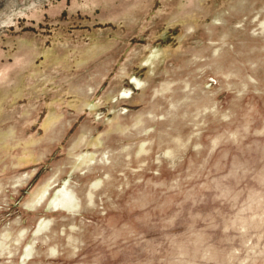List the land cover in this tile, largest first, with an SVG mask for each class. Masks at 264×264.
<instances>
[{"label":"rangeland","instance_id":"rangeland-1","mask_svg":"<svg viewBox=\"0 0 264 264\" xmlns=\"http://www.w3.org/2000/svg\"><path fill=\"white\" fill-rule=\"evenodd\" d=\"M263 218L264 0H0V264H264Z\"/></svg>","mask_w":264,"mask_h":264},{"label":"flooded vegetation","instance_id":"flooded-vegetation-1","mask_svg":"<svg viewBox=\"0 0 264 264\" xmlns=\"http://www.w3.org/2000/svg\"><path fill=\"white\" fill-rule=\"evenodd\" d=\"M50 203L55 208L72 210L78 205L77 196L66 186L60 187L56 194L51 198Z\"/></svg>","mask_w":264,"mask_h":264},{"label":"bare ground","instance_id":"bare-ground-1","mask_svg":"<svg viewBox=\"0 0 264 264\" xmlns=\"http://www.w3.org/2000/svg\"><path fill=\"white\" fill-rule=\"evenodd\" d=\"M262 186V184H261ZM263 194V193H262ZM241 206V205H240ZM242 208V207H241ZM264 219V218H263ZM258 220V219H257ZM243 223V222H242ZM258 225V224H257ZM195 233V232H194ZM181 236V235H180ZM252 237V236H251ZM177 239V238H176ZM248 243V242H247ZM173 244V243H172ZM177 248V247H176ZM236 248V247H235ZM232 249V248H231ZM216 250V249H215ZM189 252V251H188ZM9 253V252H8ZM235 257V256H234ZM191 260V259H190ZM166 261V260H165ZM230 262V261H229Z\"/></svg>","mask_w":264,"mask_h":264}]
</instances>
